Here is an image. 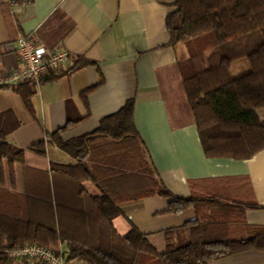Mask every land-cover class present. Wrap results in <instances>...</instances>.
I'll list each match as a JSON object with an SVG mask.
<instances>
[{
	"label": "crops",
	"instance_id": "1",
	"mask_svg": "<svg viewBox=\"0 0 264 264\" xmlns=\"http://www.w3.org/2000/svg\"><path fill=\"white\" fill-rule=\"evenodd\" d=\"M177 1L0 0V75L21 65L13 47L20 36L71 55L59 72L35 87L32 109L18 86L0 88V113L12 110L19 121L6 140L26 149L24 162H4L0 211L25 217L26 203L33 201V217L42 221L43 202L53 196L52 181H85L94 195L101 192L95 181H110L105 188L117 196L138 193V181L148 180L136 172L142 153L176 197L246 203L236 206L238 216L248 226L264 227V148L249 159L207 157L204 152L180 68L179 47L183 45L184 59L187 49L171 44L166 22ZM130 100L136 132L129 140L98 138L77 158L50 139L56 132L64 141L91 135ZM257 112L264 122V108ZM40 142L45 154L30 149ZM80 163L86 172L77 169L73 176L53 169ZM122 169L130 171L125 179L116 175ZM118 206V231L126 233L135 225L158 253L167 250L168 237L182 233L185 238L198 217L213 211L201 202L174 212L170 199L159 195L123 198ZM233 227L235 233L244 231L239 224ZM59 248L68 256L67 243ZM70 261L90 264L80 258ZM208 264H264V251L230 254Z\"/></svg>",
	"mask_w": 264,
	"mask_h": 264
},
{
	"label": "trees",
	"instance_id": "2",
	"mask_svg": "<svg viewBox=\"0 0 264 264\" xmlns=\"http://www.w3.org/2000/svg\"><path fill=\"white\" fill-rule=\"evenodd\" d=\"M166 22L171 44H184L187 49L180 68L206 156L252 158L264 148V122L257 112L264 108V0H178ZM243 58L249 61L250 70L232 77V64ZM17 86L26 106L32 109L35 85L26 82ZM133 108L134 101H128L91 135L64 141L56 132L50 139L82 158L90 142L98 138L131 139L136 132ZM18 125L12 110L0 113V185L5 182V161L11 165L24 162L26 149L6 140ZM30 149L45 154L44 142ZM86 168L81 163L53 167L72 176L77 169L86 172ZM152 169L150 160L141 153L136 172L148 180L138 181V193L121 196L105 188L110 181H95L101 191L95 195L88 192L85 181H52L53 196L43 202L42 221L33 217V201H27L25 217L0 211V264L10 262L8 252L26 243L54 250L67 243L69 260L80 258L90 264H208L230 254L264 251V227L248 226L235 210L248 204H232L217 197H176ZM129 174L126 169L116 173L124 179ZM151 195L170 199L169 210L174 212L201 202L213 211L198 217L187 228L185 238L182 233L176 239L168 237L167 250L158 253L135 225L120 233L114 224L122 213L120 199ZM27 199L33 200L31 196ZM234 224L244 231L235 233Z\"/></svg>",
	"mask_w": 264,
	"mask_h": 264
},
{
	"label": "built area",
	"instance_id": "3",
	"mask_svg": "<svg viewBox=\"0 0 264 264\" xmlns=\"http://www.w3.org/2000/svg\"><path fill=\"white\" fill-rule=\"evenodd\" d=\"M20 57V66L0 75V86H17L31 82L39 88L51 73L59 72L69 61L67 50L39 46L30 35L20 36L14 43ZM11 261H27L39 264H72L62 250L36 243H26L8 252Z\"/></svg>",
	"mask_w": 264,
	"mask_h": 264
},
{
	"label": "rangeland",
	"instance_id": "4",
	"mask_svg": "<svg viewBox=\"0 0 264 264\" xmlns=\"http://www.w3.org/2000/svg\"><path fill=\"white\" fill-rule=\"evenodd\" d=\"M182 46L183 45H181L179 47L180 61H182L184 59V56L182 55V52H183ZM249 70H250L249 61L246 58H243V59L237 60L233 63V67H232L230 72H231L232 77H238V76L245 74Z\"/></svg>",
	"mask_w": 264,
	"mask_h": 264
}]
</instances>
